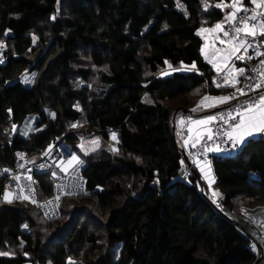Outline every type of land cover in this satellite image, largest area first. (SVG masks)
<instances>
[{"label":"trees","instance_id":"1","mask_svg":"<svg viewBox=\"0 0 264 264\" xmlns=\"http://www.w3.org/2000/svg\"><path fill=\"white\" fill-rule=\"evenodd\" d=\"M217 2L205 11L201 0H0V170H9L0 181V252L12 254L0 264H264L261 249L209 201L199 169L180 180L188 164L179 121L197 117L203 97L231 94L216 89L197 35L224 21ZM26 70L40 72L32 87L20 80ZM95 76L99 90L89 86ZM30 115L37 131L20 137L12 126ZM84 123L86 134L77 129ZM96 135L113 150L82 156L86 193L64 198L58 219L41 223L34 206L3 200L17 151L36 161L62 140L79 157L78 145ZM210 168L230 213L264 202V138L237 155H213ZM34 177L40 198L50 197L54 178ZM72 199L85 213L70 215Z\"/></svg>","mask_w":264,"mask_h":264},{"label":"built area","instance_id":"2","mask_svg":"<svg viewBox=\"0 0 264 264\" xmlns=\"http://www.w3.org/2000/svg\"><path fill=\"white\" fill-rule=\"evenodd\" d=\"M243 6L249 9L248 13L241 12L238 15H251V7L246 1L243 0ZM177 10L182 14L186 15L185 7L178 1L177 3ZM226 12H230L231 9L225 7L223 9ZM225 28L229 31L230 35L232 33V28L229 23L225 22ZM228 37H225L227 40ZM248 41L252 43V47L248 49L247 55L244 61L236 60L234 57L231 60V63L236 68H244L245 74L244 76H240V83L237 84V87H245L248 84H255L257 82H261L262 78L259 74L258 69H261L260 60H264V56L257 57L256 56V48L257 44L259 43V47L261 51H264V43H260L264 41V37H258L256 41H253L251 37H248ZM6 48L0 49V59L3 60V63H0V66L5 63V53ZM219 50H223V47H220ZM225 50V49H224ZM238 54H243V49ZM251 59H248V57ZM213 68V67H212ZM228 68L222 69L220 72L215 71V79L214 85L216 89H224L226 85L224 84V76L227 72ZM247 77H251V79H247ZM216 84H220L221 87H217ZM247 94L246 95H239L236 94V99L230 100L229 102L225 103L224 107L220 110L210 114L207 116H215L217 119L212 121L211 123L207 124V130L210 128L212 130L213 138L209 140L207 138V130L204 135L199 140V143H196L195 147H192V143L195 142L194 139L190 135L189 126L190 121H184L181 124L179 129V142L181 148L184 152L185 157L188 159V167L186 172L180 177V180L189 179V176L192 172L198 168L196 166V162L199 161L201 165H208L210 166V160L213 155L227 157L233 156L240 153L244 147V145L240 146L237 145L236 147L232 146V142L229 141L225 135L226 131L230 130L229 125L234 124L236 121L232 120L229 117V113H235L233 110L235 108H243L246 107L248 103L254 100L258 94H264V89H245ZM229 95L224 96H230ZM195 118V117H194ZM238 119V118H237ZM110 138H113V135L110 134ZM187 142V143H186ZM81 142L78 145V148H83L84 145ZM213 146H218L221 151L220 152H212L206 151V148H211ZM79 148V149H80ZM48 151H44V153L40 156V159L36 161H30L27 159L26 153L23 151H17L15 154V164L13 170L10 171L9 177L6 182V189L10 193L19 194L20 187H24L25 194L32 196V190L35 191L34 199L36 203H32L29 200H15L16 202H26L32 206H34L40 213L42 214L43 218L47 221H53L58 219L61 216V208L63 204L64 198L67 197H75L83 195L86 192V181L83 177L82 172L85 170L86 165L81 164L78 168H74L70 171L64 172L61 170L60 162L64 161L66 164L68 160L74 155L73 149H71L67 144H65L62 140L57 141L53 147L52 151L45 155ZM41 165L43 167H41ZM63 167V166H62ZM199 169V168H198ZM55 173V176L53 175ZM7 173L4 172V169L0 170V181L5 179ZM35 175H49L54 178V185L52 189V194L50 197L46 199H41L38 193V189L36 187V180ZM19 176V181L13 179V177ZM31 176L32 180L30 181L28 177ZM202 192V188L199 190ZM208 198L211 202H215L216 200L209 194ZM219 201V200H218ZM261 204L259 206H262ZM257 206V207H259ZM257 207L251 209V211ZM228 218L233 221L239 227H242L241 223L238 222L236 217L227 212ZM250 218V217H249ZM256 219H250L251 221H255ZM247 226L251 228L252 234H249L245 228L242 230L245 234L252 240L254 239L257 244L263 250V258H264V239H260L255 235V231L260 230V228H256L253 225L247 223ZM263 231L264 228L262 227ZM261 229V230H262ZM254 235V236H252Z\"/></svg>","mask_w":264,"mask_h":264},{"label":"snow or ice","instance_id":"3","mask_svg":"<svg viewBox=\"0 0 264 264\" xmlns=\"http://www.w3.org/2000/svg\"><path fill=\"white\" fill-rule=\"evenodd\" d=\"M59 4V0H57ZM201 3L204 5V10L207 11L209 7L208 0H201ZM250 4L253 6L251 9V15H243L239 16L238 14L241 12L248 13L249 9L243 6V0H218L215 7L223 10L225 7L230 8L231 11L225 16L224 21L217 22L214 26L210 28L201 27L197 31V35H201L202 33H215L219 35L223 34L224 37H228L227 40L221 39V44H228L229 47L225 50L217 49L216 52H221L222 55L216 56L215 59H209L207 55H205V59L208 60V63L212 64V67L216 69L217 72H220L222 69L228 66L229 61L234 57L236 60L244 61L247 55L248 49L252 47V43L248 41V37H251L253 41H256L258 37H264V0H250ZM55 20V16L51 17ZM225 22L229 23L232 28V33L230 35L229 31L225 28ZM167 27V25H165ZM7 35V31L5 32ZM36 38L33 37V40ZM260 43H264L261 41ZM6 47L3 42H0V49ZM243 49V54H238ZM201 53H204V49L201 48ZM256 56L261 57L264 56V51L260 50L259 43L256 48ZM248 59H251L249 56ZM0 63H3V60L0 59ZM167 63V62H165ZM261 69H258L259 74L262 78H264V60H260ZM195 63L190 66L189 70L195 69ZM167 74V73H165ZM245 69L244 68H236V67H228V70L223 78L224 84L226 86H231L236 89L230 96H220V97H204L203 100L200 101L201 105H205L206 107L215 106V104L227 103L230 100L236 99V94L243 96L246 95V88L251 89H264V79L261 82H257L254 85L248 84L245 87H236L241 81L239 79L240 76H244ZM247 79H251V77H247ZM26 83L28 81H25ZM217 87H221L220 84H216ZM213 101L214 104L206 105V101ZM196 109H193L195 111ZM11 110H9L10 112ZM233 113H229V117L236 121L234 124L229 125L228 131H226L225 135L229 141L232 142V146L236 147L237 145L242 146L246 139L249 137H253L255 134L264 133V94H258V96L247 104L246 107L235 108ZM55 117V113L51 114ZM238 118V119H237ZM215 116H209L207 120L196 121L197 124H209L212 121L216 120ZM76 125H73L75 127ZM12 130L16 131V125L12 126ZM113 139L116 138V134L113 133ZM207 138L211 140L213 138L212 130L209 128L207 130ZM200 137H197V140L192 143V147L196 146V143H199ZM187 143V142H186ZM53 146H49L48 151L45 153L47 155L52 151ZM206 151L212 152H220L221 149L218 146H213L211 148H206ZM64 161L60 162L61 170L66 171L64 167ZM83 161L79 159V157L73 155L70 160L67 161V165L69 167H73L75 165L82 164ZM196 166L199 168L200 172L203 174L204 179L209 181V185H211L213 179L210 177L209 173L211 171L210 166L201 165L199 161L196 162ZM41 167H43L41 165ZM206 168L208 170L206 171ZM9 170L4 169V172L7 173ZM55 176V173H53ZM14 180L19 181L20 177H13ZM28 179L31 181L32 177L29 176ZM35 191L32 190V196L25 194L24 187H20L19 194L10 193L7 190L4 191L3 200L12 203L13 200H29L32 203H36L34 199ZM216 195V193H213ZM26 228L27 225L25 224ZM11 253L9 252H0V256H9ZM68 264H74L71 258H69Z\"/></svg>","mask_w":264,"mask_h":264},{"label":"rangeland","instance_id":"4","mask_svg":"<svg viewBox=\"0 0 264 264\" xmlns=\"http://www.w3.org/2000/svg\"><path fill=\"white\" fill-rule=\"evenodd\" d=\"M36 40V39H35ZM6 49H7V47H5ZM35 61V63L38 61V60H34ZM171 70H177L176 68H173V67H171V68H166V69H163L162 70V72H161V74H159L158 75V77H160V78H164V77H166V76H168V74H170V72H171ZM165 73H167V74H165ZM39 74H40V72H38V70H34V71H28V70H26V71H24L23 73H22V76H21V78H20V80L23 82V84L24 85H26L27 87H32V86H34L35 84H36V82H37V80H38V78H39ZM97 79H98V77L97 76H95L93 79H92V81H90L89 82V86L91 87V89L92 90H99V88H98V86H97V83L95 84V82H97ZM25 81H28L27 83L25 82ZM82 84H83V82H81ZM95 84V85H94ZM204 98V97H203ZM203 100V99H202ZM172 105V104H171ZM217 104H215V106H212V107H217L216 106ZM196 108H198V107H196ZM78 111H80L79 110V108L77 107L76 108ZM195 109V108H194ZM209 109V108H208ZM46 113L48 114V116L49 117H53L51 114L53 113V112H51L50 110H46ZM192 118V117H191ZM190 118V119H191ZM189 120V119H188ZM36 121H37V116H35V115H30V116H28L27 118H26V120H25V122L21 125V126H16V131L18 132V134H19V136L20 137H27V136H29L30 134H32V133H34V132H36L37 131V129L35 128V125H36ZM184 120H180L179 121V128H180V126H181V123L183 122ZM79 131H81V130H83V132L82 133H84V134H86V126H85V123L81 126V127H78L77 128ZM109 140H110V136H109ZM115 142V141H114ZM83 145H84V147L83 148H80L82 151H77L78 152V156H79V159H82V156L83 155H92V154H94V153H98V152H100V151H104V150H107V151H112L113 150V147H114V145H110V150H109V148H108V146L107 145H105V144H103L102 143V141H101V138H100V136L99 135H96V136H93V138L91 137V138H89L88 140H86V141H84L83 143H82ZM78 148V149H79ZM76 168H78L79 167V165H76L75 166ZM211 169V168H210ZM208 170V168H206V171ZM67 171H70V170H66V171H64V172H67ZM212 171H210V173H209V175H210V177L213 179V176H212V173H211ZM199 174L201 175V178H202V180H203V182L206 184V186H207V191H209V193L208 194H210L216 201L215 202H219L218 200L220 199V197H221V195H220V193H219V191L215 188V186H214V182H212L211 183V185H209V181L208 180H206V179H204V176H203V174L200 172V170H199ZM213 181H214V179H213ZM86 193V192H85ZM84 193V194H85ZM213 193H216V195H213ZM83 194V195H84ZM80 196H82V195H80ZM67 198H69V199H71V198H73V197H67ZM75 198V197H74ZM210 201V200H209ZM211 202V201H210ZM215 202H211L212 204L213 203H215ZM23 203H26V202H23ZM67 203H72V204H69L68 206H67V209L69 210V212H70V215H73L74 214V216H76V215H79L80 213H85V210H86V207H85V205H83V204H77V202L75 201V199L73 200H71V201H68ZM221 203V202H220ZM28 204V203H27ZM261 204H264V202H258V203H242L241 204V208L239 207V208H236L235 210L237 211V212H239V213H231V214H233L235 217H236V219L238 220V222L239 223H241V225H242V227H240L241 229H243V228H245L246 230H247V232L249 233V234H252V232H251V228L249 227V226H247V223H249L250 222V218H249V215L251 214V209L252 208H254V207H257V206H259V205H261ZM221 207H216L221 213H223L224 215H226L227 216V214L225 213V212H229L224 206H223V204L221 203ZM259 207H264V205H262V206H259ZM65 208H66V206H65ZM36 209V208H35ZM37 210V209H36ZM31 211V213L32 214H34L40 221L39 222H41V223H47V220L46 219H42V217L40 216V214L39 213H36V212H33L32 210H30ZM40 212V211H39ZM230 213V212H229ZM96 215H98L97 214V212L95 211V216ZM228 217V216H227ZM97 218H99V217H97ZM91 223H93L92 222V220H89ZM87 222H88V220H87ZM67 226V224H64V226H63V229L65 228ZM256 229V228H255ZM263 230V229H262ZM257 231H261V229L260 230H257ZM38 232H39V229H37V228H35L34 229V233H35V235H37L38 234ZM256 232V231H255ZM64 234V233H63ZM62 235V234H61ZM65 235V234H64ZM64 235H62L61 236V238H63V236ZM252 236H254V235H252ZM251 240V239H250ZM252 242H251V248H253L254 250H255V248H256V246H258L260 249H261V252H262V255H263V250H262V248L257 244V242L254 240V239H252L251 240ZM50 248V247H49ZM10 256H12V254L11 255H9V256H7V257H10ZM71 259H72V261H74V264H85L84 262H82L81 261V259H80V261H76L73 257H70ZM263 258V256L261 257V259ZM69 262V261H68ZM48 264H50V263H48Z\"/></svg>","mask_w":264,"mask_h":264},{"label":"crops","instance_id":"5","mask_svg":"<svg viewBox=\"0 0 264 264\" xmlns=\"http://www.w3.org/2000/svg\"><path fill=\"white\" fill-rule=\"evenodd\" d=\"M250 7L252 9L253 6L250 4ZM199 36L204 41V46H203V49L205 50L203 53L204 58H205V55H207L209 59H215L216 56L222 55V51L216 52L217 49H220V47H223V50H224V49H227L229 47L228 44H221L220 43L221 39L225 40V37L223 36L222 33H220L219 35H217L215 33H202ZM206 61L208 62V60H206ZM210 65L212 66V64H210ZM228 67H234L232 65L231 61H229L228 66L225 68H228ZM213 69H214V71H216L215 68H213ZM226 88L230 89L231 93L236 92V89L231 87V86H226ZM207 97H209V96H207ZM205 104L211 105V104H214V102L209 100V101H206ZM224 105H225V103H220V104L216 105L217 107H206L205 105L199 104L198 108L196 109L198 116L189 120L190 121L189 131H190V135L193 139L197 140L198 136L201 138L202 135H204L206 133V130H207V124H197L196 121L207 120L208 115H210V114L216 112L217 110L223 108ZM257 138H264V133H258V134H255L253 137L247 138L243 145H246V143L248 141H250L252 139H257ZM216 155H217V153H216ZM75 166L69 167L67 165V163L63 165V167L66 170H72Z\"/></svg>","mask_w":264,"mask_h":264},{"label":"bare ground","instance_id":"6","mask_svg":"<svg viewBox=\"0 0 264 264\" xmlns=\"http://www.w3.org/2000/svg\"><path fill=\"white\" fill-rule=\"evenodd\" d=\"M80 151H82L80 149ZM250 219H256L255 221L249 222L250 225H253L255 228H264V207H257L251 211L249 215ZM255 235L260 238L264 239V231H256Z\"/></svg>","mask_w":264,"mask_h":264},{"label":"water","instance_id":"7","mask_svg":"<svg viewBox=\"0 0 264 264\" xmlns=\"http://www.w3.org/2000/svg\"><path fill=\"white\" fill-rule=\"evenodd\" d=\"M220 110V109H219ZM184 160L186 161V163L188 164V159L186 158V157H184ZM213 205L215 206V207H221L222 205H221V203H220V201L219 202H215V203H213ZM226 214H227V212H225Z\"/></svg>","mask_w":264,"mask_h":264},{"label":"clouds","instance_id":"8","mask_svg":"<svg viewBox=\"0 0 264 264\" xmlns=\"http://www.w3.org/2000/svg\"><path fill=\"white\" fill-rule=\"evenodd\" d=\"M218 111V110H217Z\"/></svg>","mask_w":264,"mask_h":264}]
</instances>
